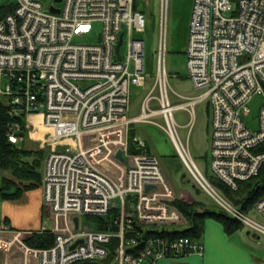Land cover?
Wrapping results in <instances>:
<instances>
[{
    "label": "built area",
    "instance_id": "built-area-1",
    "mask_svg": "<svg viewBox=\"0 0 264 264\" xmlns=\"http://www.w3.org/2000/svg\"><path fill=\"white\" fill-rule=\"evenodd\" d=\"M148 2L16 0L12 13L0 18V100L11 116H25V129L30 115H41L43 124L53 130L41 184L54 244L31 249L21 243L37 264L105 259L112 238L119 239L117 264H155L165 257L202 253L201 242L188 237H155L138 255L127 250L137 245L136 237L126 235L133 223L142 228L187 226L173 206L182 196L175 195L159 160L146 152V143L135 137L140 153L127 150L130 126L154 115L161 116L162 123L152 124L170 139L200 188L248 232L264 237V197L252 209L263 220L259 221L216 192L183 145L174 116L177 110L185 111L191 126L196 106L206 102L211 175L236 191L239 183L259 174L264 166V0H193L185 55L187 79L201 92L197 96L178 94L169 86L165 62L169 0H160L156 70L151 74L146 69L145 43L139 36L146 29L140 6ZM96 23L102 24L97 44L74 42ZM149 78L152 88L139 114L130 118L131 89H146ZM155 90L157 97H152ZM171 93L178 104L171 101ZM255 97L261 98V104L252 127L249 104ZM153 98L159 106L156 111L149 106ZM7 136L14 145L26 139L17 123L9 125ZM66 140L73 145L58 151L56 145ZM118 150L123 151L124 163L115 158ZM147 186L152 188L146 191ZM127 198L135 201L131 213L126 211ZM112 209L120 213L117 231L87 228L88 218H105ZM74 218L79 220L78 229ZM7 230L0 223V232Z\"/></svg>",
    "mask_w": 264,
    "mask_h": 264
},
{
    "label": "rangeland",
    "instance_id": "rangeland-1",
    "mask_svg": "<svg viewBox=\"0 0 264 264\" xmlns=\"http://www.w3.org/2000/svg\"><path fill=\"white\" fill-rule=\"evenodd\" d=\"M148 4H142L140 9L144 11L146 17V29L141 36V39L145 43V64L146 69L152 73L156 70L157 54L159 46V22H160V12H161V2L160 0H148ZM16 0H0V7L10 8L14 5ZM193 0H169L167 9V33H166V48L167 55L165 57L166 69L169 73V86L170 88L178 94L184 96H197L201 92L196 91L190 81L187 79L186 70V48L188 42V29L189 20L192 11ZM61 6V4H58ZM102 32V24L96 23L93 25V30L81 37L74 39L77 44L83 45H93L99 42V36ZM124 53V47L121 49V54ZM150 83L146 86V89H141L138 87H132L131 89V104H130V116L136 117L139 114L142 101L147 95V93L152 88V81L149 78ZM152 97H157L156 90L152 93ZM171 101L174 104H178L179 101L174 96L173 93L170 94ZM261 104V98L255 97L249 104L251 109V114L249 117L250 124L252 127H256L257 115L259 107ZM151 110H158V102L156 99H152L149 103ZM209 105L203 102L196 106L195 117L193 123H190V116L183 110H177L174 112L176 122L179 125L178 133L182 138L183 145L190 154L194 163L201 171L202 174L206 176L209 181L210 186L218 192L225 200L231 202L226 196H224L209 180L211 177L209 158L205 159L204 155L209 152L210 148V112L208 113ZM210 108V107H209ZM41 118V117H40ZM162 123L161 116H152L148 119V122H139L130 126L127 132V150L129 148L130 136L135 135L138 129L140 139H143L150 146L151 153L157 159H159L160 166L163 170V174L170 184L173 192L176 196H182L181 202H186L187 204H193L199 211L210 210L217 211L218 207L213 199V197L193 180L192 174L187 170L186 166L183 164L182 160L179 158L176 150L172 146L170 139L166 134L160 130L157 126L152 123ZM41 131L43 132L44 138L40 142L32 141L27 139L23 144L22 149L32 152H41L42 157L40 161V172L42 162L46 154L50 151V146L48 145L49 138L53 135V130L46 127L42 121H40ZM35 127L26 128L27 138L30 133L34 131ZM41 134V133H40ZM32 137V136H31ZM38 138H33L37 140ZM56 145L58 151L64 152L66 150V144L73 145L71 140L62 141ZM61 144V145H60ZM63 145V146H62ZM147 145V144H146ZM42 150V151H41ZM208 157V156H207ZM119 170H123L119 165H117ZM168 167V168H167ZM167 168V169H166ZM112 169V168H111ZM4 172L0 169V182L4 177ZM8 174H10L8 172ZM191 174V175H190ZM194 177V176H193ZM41 184V177H40ZM179 190V192H177ZM198 192V193H197ZM129 199V198H127ZM20 200V199H19ZM17 201V200H16ZM177 201V200H176ZM250 216L253 218L263 221L262 218L256 214L252 213ZM85 225L88 229H99L97 218H88ZM210 220V219H206ZM43 226L51 230L53 223L50 218L44 216ZM148 230H167V231H183L187 229L186 226H147ZM243 230V231H242ZM243 233L248 231L243 228ZM264 244V238L260 239ZM257 253V252H256Z\"/></svg>",
    "mask_w": 264,
    "mask_h": 264
},
{
    "label": "trees",
    "instance_id": "trees-1",
    "mask_svg": "<svg viewBox=\"0 0 264 264\" xmlns=\"http://www.w3.org/2000/svg\"><path fill=\"white\" fill-rule=\"evenodd\" d=\"M15 5V4H14ZM14 5L10 8L0 7V18L12 13ZM208 113L210 108L208 107ZM12 123H17L21 126L23 133L26 134L25 116L19 114L18 116H11L9 107L0 100V169L8 171L11 178H3L0 183V198L2 200H18L22 193L26 190L33 189L40 185V161L41 152H32L22 149L23 145L11 144L8 140V128ZM134 135L130 136L129 154H138L136 145L133 142ZM146 152L147 149H146ZM207 159V156H205ZM210 182L214 185L224 196H226L231 203L239 210L249 213L252 211L255 203L264 197V166L261 168L259 174L248 181L239 183L238 190L232 191L221 181L213 176L209 177ZM134 199H126V211L132 212L134 206ZM173 206L178 209L187 220V229L183 231H167L162 230H148L140 227L137 223L132 224V228H128L127 237L134 236L137 239V245L134 248H128V252L138 255L143 249L146 241L155 237L179 238L188 237L191 239H199L202 236L203 224L206 219L211 218L221 223L227 233L242 230V224L227 215L218 206L217 211L202 210L199 211L193 204L186 202L174 201ZM120 213L116 209L109 211L107 217L97 218L99 222V230L110 229L117 231L118 223L116 219ZM8 223V220H5ZM134 232V233H133ZM138 233V235H134ZM24 244L31 249H48L54 244V236L50 233H32L31 237L24 241ZM109 247V255L107 258L96 261H89L77 264H117L116 251L119 247V239L112 238Z\"/></svg>",
    "mask_w": 264,
    "mask_h": 264
},
{
    "label": "crops",
    "instance_id": "crops-1",
    "mask_svg": "<svg viewBox=\"0 0 264 264\" xmlns=\"http://www.w3.org/2000/svg\"><path fill=\"white\" fill-rule=\"evenodd\" d=\"M33 116L39 117L33 118ZM40 117L41 115L29 116L28 125L35 128L40 126L39 123L42 121ZM130 118L133 117L130 116ZM44 137L42 133L41 138L33 140V137L29 135L25 141L31 139L40 142ZM134 137L141 138L138 129ZM145 143L148 153L152 155L149 144ZM47 155L48 153L44 160ZM205 156L209 158V152L204 155V158ZM43 162L40 172L41 179ZM3 178H11V174H8V171L4 172ZM19 199L16 201L0 198V223L8 228L7 231L0 232V264H37V258L27 255L21 248V243L24 244L32 233L44 234V231L48 233L49 230L43 226L44 216L49 218V215L43 206L41 184L24 191ZM208 219L210 220H205L203 224L202 236L197 239L203 246L201 254H186L176 258L165 257L156 261L155 264H264V244L260 240L264 237L254 236L248 232L243 233V230L227 233L221 223L211 218ZM5 220H8V223ZM17 234L20 236L17 237ZM142 264L151 263L145 261Z\"/></svg>",
    "mask_w": 264,
    "mask_h": 264
},
{
    "label": "water",
    "instance_id": "water-1",
    "mask_svg": "<svg viewBox=\"0 0 264 264\" xmlns=\"http://www.w3.org/2000/svg\"><path fill=\"white\" fill-rule=\"evenodd\" d=\"M55 1L58 2V3L61 2V0H55ZM51 11H52L53 13H58V10L53 9V8L51 9ZM120 45H121V41L119 42L118 46L116 47V51L119 50ZM115 158L118 159L121 163H124V162H125V158H124V156H123V151H122V150H118V151H117V153H116V155H115ZM151 188H152L151 186H147V187H146V191L150 190ZM197 193H198V192H197ZM73 221H74V224H75V229H78V228H79V220H78V218H74ZM78 243H81V241H78L76 244H78ZM76 244H75L74 246H72V248L75 247Z\"/></svg>",
    "mask_w": 264,
    "mask_h": 264
},
{
    "label": "bare ground",
    "instance_id": "bare-ground-1",
    "mask_svg": "<svg viewBox=\"0 0 264 264\" xmlns=\"http://www.w3.org/2000/svg\"><path fill=\"white\" fill-rule=\"evenodd\" d=\"M39 116H33V118H38ZM41 127L40 126H36L35 130L32 132L31 136L33 138H41L42 137V133H41ZM41 133V134H40Z\"/></svg>",
    "mask_w": 264,
    "mask_h": 264
}]
</instances>
